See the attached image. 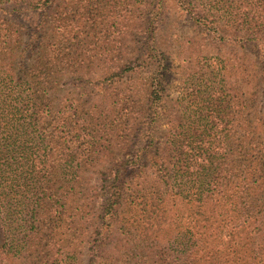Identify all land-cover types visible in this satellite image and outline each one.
<instances>
[{
  "label": "trees",
  "instance_id": "16d2710c",
  "mask_svg": "<svg viewBox=\"0 0 264 264\" xmlns=\"http://www.w3.org/2000/svg\"><path fill=\"white\" fill-rule=\"evenodd\" d=\"M168 1L0 0V264H264V0Z\"/></svg>",
  "mask_w": 264,
  "mask_h": 264
},
{
  "label": "rangeland",
  "instance_id": "374dc122",
  "mask_svg": "<svg viewBox=\"0 0 264 264\" xmlns=\"http://www.w3.org/2000/svg\"><path fill=\"white\" fill-rule=\"evenodd\" d=\"M13 6H0V15H7V12H11ZM167 14L164 16L165 19L160 25V31L158 33V38L161 44H163L167 50L170 52L171 57L175 58L178 55L180 60L176 61V65H183L184 59L191 57L199 58L211 54L214 50L216 51L218 47L221 51L223 48L219 46L215 41L211 39L208 35L203 33L197 26H194L193 22L185 15V13L178 10L173 0L168 1V6L166 7ZM193 44V46H191ZM214 51V52H215ZM183 59V60H181ZM186 66V65H183ZM181 84L178 82L174 83V87L170 93L172 97L178 96V87ZM179 90V89H178ZM88 178L92 180L91 186L99 184V172L90 171L88 173ZM99 195V194H98ZM100 197V195H99ZM97 196L93 203V217L98 219L101 216V202L102 200ZM109 224V222H108ZM115 225L111 227L110 230L113 231L112 237L115 234ZM92 230V229H91ZM93 231H90V234ZM96 237V236H95ZM93 237V239H95ZM113 239V244L117 243L116 238ZM89 246H86L85 250V264H89Z\"/></svg>",
  "mask_w": 264,
  "mask_h": 264
}]
</instances>
